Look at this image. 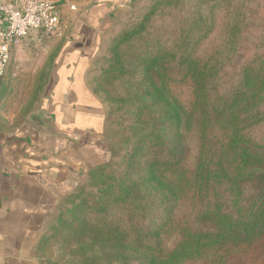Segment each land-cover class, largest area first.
Segmentation results:
<instances>
[{
	"label": "trees",
	"instance_id": "1",
	"mask_svg": "<svg viewBox=\"0 0 264 264\" xmlns=\"http://www.w3.org/2000/svg\"><path fill=\"white\" fill-rule=\"evenodd\" d=\"M160 2L177 0L156 5ZM204 21L198 12L170 46L140 58L136 67L143 87L115 108L121 133L109 143L108 162L86 173V185L64 200L70 207L56 208L50 228L69 234L63 240L75 247L80 264H236L235 254L257 250L264 264V151L249 135L264 120L259 113L264 61L252 73L244 69L232 92L220 95L222 61L195 57L210 33ZM239 27L234 23L228 30L231 41ZM143 29L141 22L122 33L115 49ZM160 61L162 74L170 64L184 71L191 88L188 104L169 92L164 79L161 85L153 77ZM222 118L230 135L224 152L216 155L220 142L214 121ZM194 122L198 152L192 169H185V134ZM182 200L190 201L189 213L178 223L174 215ZM151 209L155 214L145 224ZM170 232L177 239L167 249L163 237Z\"/></svg>",
	"mask_w": 264,
	"mask_h": 264
},
{
	"label": "rangeland",
	"instance_id": "2",
	"mask_svg": "<svg viewBox=\"0 0 264 264\" xmlns=\"http://www.w3.org/2000/svg\"><path fill=\"white\" fill-rule=\"evenodd\" d=\"M78 2V0H69ZM159 0H130L125 9L114 16L108 27L99 38L93 61L90 64L87 76L89 91L101 103L107 117L106 145L108 153L105 162L110 158L109 143L118 139L121 131L115 125L117 116L115 108L120 105V100L132 95L143 87L140 68L136 67L144 54L164 46H170L174 39L184 30L200 12L204 24L210 26L209 35L200 43L195 51V57L205 60L222 61L220 71L219 94L226 96L238 85L242 72L252 73L262 66L264 61V0H177L174 5H162ZM154 8V9H153ZM153 9V14L146 17ZM63 14L66 25L65 36L68 37L69 29L73 22L72 13ZM144 19H148L144 23ZM143 23L141 33L119 45L115 49L118 37ZM234 23L239 24L238 37L231 41L228 30ZM59 38L39 42L35 38L17 43L10 50V58L0 75V125L15 126L26 122L28 115L37 111L43 101L44 89L47 85L52 64L56 57V48H51L50 42ZM62 39V38H61ZM122 66V71L120 72ZM152 72L155 80L162 85L164 79L169 92L173 93L184 105L191 101V88L189 81L184 77V71L174 64H170L162 74V61ZM159 85V86H161ZM253 84L249 85L251 89ZM162 88V87H161ZM261 119H264V102L259 108ZM127 121H130L127 119ZM216 125L217 140L220 145L214 153L219 155L224 152L223 146L230 135L227 119L214 121ZM191 129L186 131V151L183 166L192 169L198 152V139L196 123L191 124ZM251 140L256 143L260 151H264V120L252 127L249 131ZM110 141V142H109ZM227 158H235L228 154ZM86 171L80 176L75 186L58 202L54 211L45 223L36 243L34 255L40 264H80L76 256L75 247L67 245L63 236L68 239L69 234L56 233L50 227L54 223L60 210L68 207L66 197L74 192L77 187L86 185ZM251 189L247 190L250 192ZM189 200H182L175 213L176 221L182 222L189 213ZM59 211H56V208ZM151 209L144 221L150 223L155 214ZM54 215V217H53ZM56 234L57 236H54ZM177 237L170 232L163 237V246L172 249ZM264 251V250H263ZM254 253L235 254L233 261L236 264H263V254ZM185 264H203L202 262H188Z\"/></svg>",
	"mask_w": 264,
	"mask_h": 264
},
{
	"label": "crops",
	"instance_id": "3",
	"mask_svg": "<svg viewBox=\"0 0 264 264\" xmlns=\"http://www.w3.org/2000/svg\"><path fill=\"white\" fill-rule=\"evenodd\" d=\"M129 1H69L73 22L68 37L50 42L57 54L39 118L0 125V264H40L36 243L58 202L106 159L107 117L87 76L99 38Z\"/></svg>",
	"mask_w": 264,
	"mask_h": 264
},
{
	"label": "built area",
	"instance_id": "4",
	"mask_svg": "<svg viewBox=\"0 0 264 264\" xmlns=\"http://www.w3.org/2000/svg\"><path fill=\"white\" fill-rule=\"evenodd\" d=\"M63 6L76 10L69 0H0V75L17 43L66 37Z\"/></svg>",
	"mask_w": 264,
	"mask_h": 264
},
{
	"label": "water",
	"instance_id": "5",
	"mask_svg": "<svg viewBox=\"0 0 264 264\" xmlns=\"http://www.w3.org/2000/svg\"><path fill=\"white\" fill-rule=\"evenodd\" d=\"M37 117L39 118V115L38 114L32 113L30 120L32 119V121H34L33 118H37Z\"/></svg>",
	"mask_w": 264,
	"mask_h": 264
}]
</instances>
